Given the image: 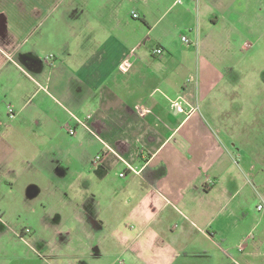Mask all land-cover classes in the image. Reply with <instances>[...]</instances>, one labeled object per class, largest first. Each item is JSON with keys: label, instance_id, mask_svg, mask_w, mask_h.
<instances>
[{"label": "crops", "instance_id": "1", "mask_svg": "<svg viewBox=\"0 0 264 264\" xmlns=\"http://www.w3.org/2000/svg\"><path fill=\"white\" fill-rule=\"evenodd\" d=\"M262 35L264 0H0V264H264L259 153L205 106Z\"/></svg>", "mask_w": 264, "mask_h": 264}, {"label": "rangeland", "instance_id": "2", "mask_svg": "<svg viewBox=\"0 0 264 264\" xmlns=\"http://www.w3.org/2000/svg\"><path fill=\"white\" fill-rule=\"evenodd\" d=\"M184 44L188 47L191 46ZM241 49L237 51V54L231 52L232 60H228V65L223 67L221 72V74H226L227 78L213 92L205 106L214 108L225 106L226 122L234 125L236 135L244 137L248 142V149L251 151L256 149L259 153V156L246 153V161H243L246 173L261 172L264 178V35L255 46L250 49L241 46ZM202 67L199 65V69ZM204 68L205 70L211 68L212 77H221L216 72V67L207 65ZM33 180L42 187V192L39 189V194H36L32 190L31 193L36 196L29 200H32L33 203H38L41 200L39 206L45 205L49 201L48 191L52 185H61V181L58 179H52L50 182L49 179L35 177ZM30 183L27 179L21 178L18 183L14 184L15 192L12 191L8 194L7 191L3 190L0 193V203H7L9 206L17 205L18 200L24 206L27 196L23 197L22 193L26 191ZM7 185L9 186V183ZM24 211L22 212L24 213ZM13 227L12 222L6 227H0L5 231V238L0 239L1 247L2 243L5 247L17 245L18 241L10 237L14 235ZM22 248L26 247L23 246Z\"/></svg>", "mask_w": 264, "mask_h": 264}, {"label": "built area", "instance_id": "3", "mask_svg": "<svg viewBox=\"0 0 264 264\" xmlns=\"http://www.w3.org/2000/svg\"><path fill=\"white\" fill-rule=\"evenodd\" d=\"M136 16V14H135ZM184 40L188 41V38L187 37H183ZM156 53L158 54H162L163 53V49L161 48H158L155 50ZM184 99H177V100H174L172 102V106L173 108L176 109V111H179V112H184ZM9 110L12 111L11 107H9ZM74 131L71 129V132ZM101 159V155L98 154L96 157H95V161H99ZM124 173H121V176H123ZM259 209H263L264 208V203H261L259 206H258ZM27 231H30V229H27Z\"/></svg>", "mask_w": 264, "mask_h": 264}, {"label": "trees", "instance_id": "4", "mask_svg": "<svg viewBox=\"0 0 264 264\" xmlns=\"http://www.w3.org/2000/svg\"><path fill=\"white\" fill-rule=\"evenodd\" d=\"M164 174H165L164 167L160 168L158 171H155V176H154L155 179H153V182H155L156 179L161 178Z\"/></svg>", "mask_w": 264, "mask_h": 264}]
</instances>
